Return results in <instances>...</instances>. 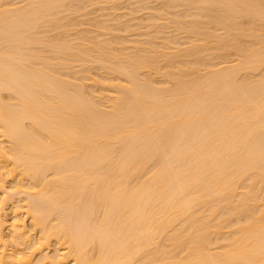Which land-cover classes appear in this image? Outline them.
<instances>
[{"label":"bare ground","instance_id":"6f19581e","mask_svg":"<svg viewBox=\"0 0 264 264\" xmlns=\"http://www.w3.org/2000/svg\"><path fill=\"white\" fill-rule=\"evenodd\" d=\"M0 264H264V0H0Z\"/></svg>","mask_w":264,"mask_h":264},{"label":"rangeland","instance_id":"374dc122","mask_svg":"<svg viewBox=\"0 0 264 264\" xmlns=\"http://www.w3.org/2000/svg\"><path fill=\"white\" fill-rule=\"evenodd\" d=\"M93 74H97V71H96V70H94V71H93Z\"/></svg>","mask_w":264,"mask_h":264}]
</instances>
